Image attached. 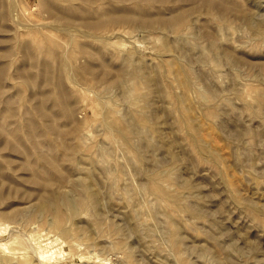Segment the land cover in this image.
<instances>
[{"label": "rangeland", "instance_id": "374dc122", "mask_svg": "<svg viewBox=\"0 0 264 264\" xmlns=\"http://www.w3.org/2000/svg\"><path fill=\"white\" fill-rule=\"evenodd\" d=\"M0 264H264V0H0Z\"/></svg>", "mask_w": 264, "mask_h": 264}]
</instances>
